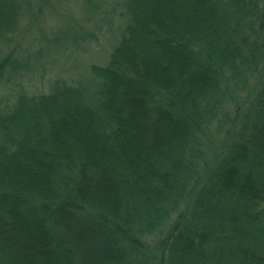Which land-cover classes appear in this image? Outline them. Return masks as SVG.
Returning a JSON list of instances; mask_svg holds the SVG:
<instances>
[{
	"label": "trees",
	"instance_id": "trees-1",
	"mask_svg": "<svg viewBox=\"0 0 264 264\" xmlns=\"http://www.w3.org/2000/svg\"><path fill=\"white\" fill-rule=\"evenodd\" d=\"M67 1L0 0V87ZM119 4L89 76L0 94V264H264V0Z\"/></svg>",
	"mask_w": 264,
	"mask_h": 264
},
{
	"label": "rangeland",
	"instance_id": "rangeland-1",
	"mask_svg": "<svg viewBox=\"0 0 264 264\" xmlns=\"http://www.w3.org/2000/svg\"><path fill=\"white\" fill-rule=\"evenodd\" d=\"M63 3L57 5L55 15L42 14L26 33L15 34L10 46L17 44L21 67L0 87L5 103H11L21 90L46 92L56 78L89 76L90 65L106 62L126 20L120 0H106L90 9L85 5L84 8L81 0ZM2 48H6L5 43ZM220 131L215 129L212 134L215 142L222 137Z\"/></svg>",
	"mask_w": 264,
	"mask_h": 264
}]
</instances>
